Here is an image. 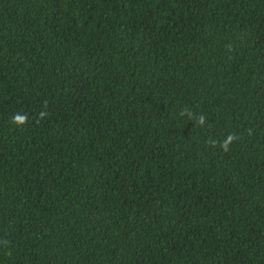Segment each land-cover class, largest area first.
<instances>
[{
  "label": "trees",
  "instance_id": "obj_1",
  "mask_svg": "<svg viewBox=\"0 0 264 264\" xmlns=\"http://www.w3.org/2000/svg\"><path fill=\"white\" fill-rule=\"evenodd\" d=\"M0 264H264V0H0Z\"/></svg>",
  "mask_w": 264,
  "mask_h": 264
},
{
  "label": "clouds",
  "instance_id": "obj_2",
  "mask_svg": "<svg viewBox=\"0 0 264 264\" xmlns=\"http://www.w3.org/2000/svg\"><path fill=\"white\" fill-rule=\"evenodd\" d=\"M15 119H16V121H18V122H22V120H23V118H22V117H19V116H17ZM229 139H231V137H230Z\"/></svg>",
  "mask_w": 264,
  "mask_h": 264
}]
</instances>
